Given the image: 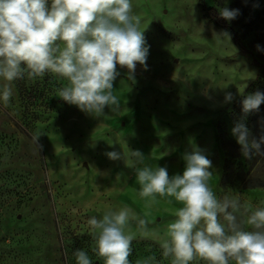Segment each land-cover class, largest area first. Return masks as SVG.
Instances as JSON below:
<instances>
[{"label": "rangeland", "instance_id": "374dc122", "mask_svg": "<svg viewBox=\"0 0 264 264\" xmlns=\"http://www.w3.org/2000/svg\"><path fill=\"white\" fill-rule=\"evenodd\" d=\"M233 1L202 4L219 12L235 9ZM132 4L150 47L147 70L137 64L135 82L117 66L113 92L121 102L119 112L106 107L96 117L69 105L57 96L67 81L50 73L16 81L11 102L0 105V264H76L75 249L86 251L92 264H103L92 252L88 219L102 217L116 197L122 200L125 185L136 207L146 208L150 199L139 196L130 161L110 160L111 151L127 157L139 150L152 167L173 164L172 177L183 174L185 154L200 149L212 162L209 184L218 197L238 195L241 203L264 207V155L241 154L222 183L224 152L217 136L218 126L233 136L231 106L256 80L264 81V0L228 21L237 41L220 36L224 31L206 18L199 0ZM225 92L233 93L231 102H224ZM252 124L264 128V119ZM250 180L260 186L245 187ZM165 199L157 196L155 203ZM160 216L153 215L148 227L158 225ZM148 256L171 264L157 241L135 238L131 264Z\"/></svg>", "mask_w": 264, "mask_h": 264}, {"label": "clouds", "instance_id": "9594fccd", "mask_svg": "<svg viewBox=\"0 0 264 264\" xmlns=\"http://www.w3.org/2000/svg\"><path fill=\"white\" fill-rule=\"evenodd\" d=\"M239 14V9H219L220 17L229 22ZM140 23L132 0H51L50 5L49 0H0V105H9L16 81H35L50 73L67 81L57 96L69 105L96 117L103 116L106 107L119 112L121 102L113 92L120 75L117 66L126 68L133 82L137 64L147 70L150 46ZM220 36L231 38L227 32ZM256 48L262 50L259 44ZM233 99V93L225 92V103ZM262 103L260 91L245 96L243 115L231 129L247 159L264 155V134L253 137L244 122ZM39 137L33 136L37 144ZM106 156L130 161L127 166L135 169L139 196L150 198V204L159 196L181 205L159 240L162 256L171 258V264L196 259L207 264H264V207L241 203L238 195L218 197L209 184L212 162L202 150L185 154L183 174L172 177L166 167L146 165L139 150L129 151L127 157L117 151ZM149 223L127 205L90 217L92 252L103 264H131L132 242L137 234L149 235ZM73 255L76 264H92L83 249H75ZM135 264L159 262L148 256Z\"/></svg>", "mask_w": 264, "mask_h": 264}, {"label": "trees", "instance_id": "16d2710c", "mask_svg": "<svg viewBox=\"0 0 264 264\" xmlns=\"http://www.w3.org/2000/svg\"><path fill=\"white\" fill-rule=\"evenodd\" d=\"M256 2H259V0H234L232 3V8L235 7V9H239L241 11H246L250 9L253 4L255 5ZM199 5L202 8L204 15L206 18L216 27L220 28L224 32H227L230 34L231 38L234 41H237V36L235 32L233 31L232 27L230 26L229 22L225 19L221 18L219 15V12L214 8L210 6H206L202 4V0H199ZM17 90L19 94L21 93V90L19 87H17ZM256 91H260L264 93V81L258 79L253 84H251L249 89V94L255 93ZM245 97V96H244ZM242 97L238 101H236L230 108L229 112V120L231 123L232 128L234 127L235 123L240 120L242 113V100L244 99ZM254 119H264V103L260 105L258 112H252L248 114V116L245 119V124L249 128L251 134L254 132L257 133L258 138L260 135L264 134V128L257 127L252 124V121ZM218 140L220 143V147L222 148L224 152V161L222 166V183L225 182V180L228 177V173L232 168L235 160L240 157L241 150L240 145L236 142V138L234 136H230L221 126H218ZM258 187L259 184H254L253 181H249L245 187ZM155 244V243H154ZM156 245V244H155ZM158 245V244H157Z\"/></svg>", "mask_w": 264, "mask_h": 264}, {"label": "crops", "instance_id": "0c3cea01", "mask_svg": "<svg viewBox=\"0 0 264 264\" xmlns=\"http://www.w3.org/2000/svg\"><path fill=\"white\" fill-rule=\"evenodd\" d=\"M172 167H173V164H171V166L167 168V171L170 172V168H172ZM211 170L212 169L210 168L209 171L211 172ZM120 195H122L121 197L123 199L120 200L117 197H116V199H113L110 202L108 210H116V209H118V208H120V207H122L124 205H127L130 208H132L133 211L136 212L141 218L148 219L150 221V223L152 222L153 215H155V218L157 217V214L161 215L160 218L157 219V221H156L159 224L149 228V235L143 236V237L140 236L139 234L136 235V238L149 239V240H153L154 242L157 241V243H159V240H160L161 236L163 235L167 224L169 222H171L175 218L174 215H173L175 209H177V208H179L181 206L180 204H178L174 200V198L166 197L165 200L159 201L157 204L156 203H151V204L148 203L146 208H144V209H143V207L138 208L135 205H133L131 203V201H130L131 199L129 197L130 195H129V191H128L127 185H125V187L122 188ZM132 195H131V197H132ZM136 197H139V196H136ZM150 207L153 208L154 212H156L155 214H148L147 213V211L145 209H148ZM134 224H135V222H132L131 228L135 232L136 231V224L135 225Z\"/></svg>", "mask_w": 264, "mask_h": 264}]
</instances>
